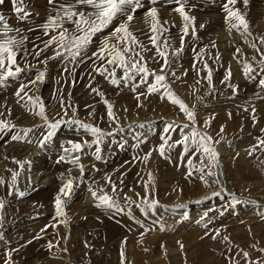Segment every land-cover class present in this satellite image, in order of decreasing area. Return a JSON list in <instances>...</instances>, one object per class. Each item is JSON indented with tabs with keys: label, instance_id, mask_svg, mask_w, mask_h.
<instances>
[{
	"label": "rangeland",
	"instance_id": "1",
	"mask_svg": "<svg viewBox=\"0 0 264 264\" xmlns=\"http://www.w3.org/2000/svg\"><path fill=\"white\" fill-rule=\"evenodd\" d=\"M226 2L185 0V15L194 18L186 21L174 10L178 5L173 0H158L155 5L142 0L144 7L129 25L139 45L146 49L142 54L147 66L157 71L160 64L156 61L163 60L150 37L157 36L161 46L167 38L171 53L180 47L188 25L183 51L178 56L169 54L176 77L168 76L166 83L188 110L195 112L198 131L219 141L213 144L219 156L218 166L211 168L212 176L207 175L208 168L203 174L190 169L188 156L181 158L182 146L165 147L164 155L160 154L165 138L172 143L189 131L179 127L166 131L169 124L180 126L189 121L163 89L137 99L131 84L117 87L91 71V60L77 64L74 73L65 75L60 60H49L45 66L31 54L27 58L23 52L18 54L20 66L27 71L0 87V264H8L9 253L12 264H264V145L249 154L259 140H264V89L258 84L264 74L258 70L260 54L251 46L264 52V0H247L246 6L244 0H237L234 8L244 15L247 32L232 27L238 23L235 20L226 22ZM4 3L0 4V16L13 29L8 36L17 40L26 37L24 48L29 53L33 45L43 47L42 42L48 39L43 25L55 15L56 8L48 0H22V4L21 0H10L9 7L2 9ZM62 3L65 0H57L56 6ZM18 5L27 18L15 12ZM150 7L157 10L155 21L146 15ZM110 30L111 26L99 37ZM5 38L0 36V40ZM96 50L94 42L88 54ZM51 54V49L44 53ZM204 61L212 70L211 86L207 72L201 71ZM245 62L257 69L252 79L244 75ZM229 69L231 77L226 79ZM39 71L46 73L44 82L26 91L33 98H42L47 122L34 114L38 108H33L27 96L21 99L15 95L19 85ZM121 75L118 70L117 78ZM149 81H153L151 76ZM89 84L103 95L93 92ZM146 87L142 85L137 91ZM61 92L65 103L72 105L68 115L60 106ZM105 101L112 105L114 120L108 117ZM61 119L98 125L104 132L102 143H90L79 153H65L63 149L71 147L69 141L91 142L95 138L77 125L63 123L52 140L40 147L42 138L51 131L48 124ZM2 125H7V130ZM72 128L77 139L58 133ZM61 156L65 160H60ZM74 156H79L78 162H72ZM85 159L92 163L96 182L87 183ZM53 160L61 168L50 175L42 166ZM80 165L84 167L82 179ZM193 165L200 167L199 158ZM13 172L18 173L15 181ZM52 177L63 182L58 194L68 180L73 181V194L70 199L62 197L66 204L64 215L59 217L55 215V198L44 203L35 199L41 191L55 186L50 182ZM108 177L122 188L116 198L125 207L123 213L106 212L96 207L98 201L86 199L92 197L90 188L98 191L104 187L110 193ZM146 184L157 205L141 211L136 205H142L140 197L145 195ZM76 190H80L79 195H75ZM125 195L132 204L123 202ZM233 200L241 203L232 208ZM205 213L207 217L202 219ZM216 230L220 235L213 239ZM224 236L229 240L224 241Z\"/></svg>",
	"mask_w": 264,
	"mask_h": 264
},
{
	"label": "snow or ice",
	"instance_id": "2",
	"mask_svg": "<svg viewBox=\"0 0 264 264\" xmlns=\"http://www.w3.org/2000/svg\"><path fill=\"white\" fill-rule=\"evenodd\" d=\"M5 0H0V4H3ZM49 4H52L56 8L54 16H50L48 20L44 23V35L48 39L44 40L43 47L40 45H33V50L31 53L24 48V44L27 40L26 37L21 36L19 40L14 37H9L8 33L13 31L9 24L4 20L3 16H0V25L3 26V31L0 32V36L7 37L3 40H0V87L6 86L7 81L10 79L16 80L19 79L22 74H24L27 69L22 68L18 62V54L23 52L25 58L29 54L33 55L34 58L41 64L47 66L49 60H60L64 65L63 74H69L75 72V66L77 64H84L87 61L91 60L93 63L91 65V71H94L97 75L109 79L110 83L114 86L119 87L121 84L129 85L131 84V90L136 93V98L139 99L140 96L150 95L153 93H159L161 89L164 90L166 94L174 105H178L180 110L184 113L188 124L177 126L174 123L167 126L166 131H175L178 127L180 129H189V131L184 134L180 139L169 143V138H165L164 142L159 148L160 154L163 156L165 152V147L172 148L176 146H182L183 156H188L186 161L190 169L199 171L202 174L205 172V169L208 168L207 175L212 176L213 172L211 168L218 166V152L213 147L214 143H219L218 140H214L210 134L203 133L197 129V119L196 114L193 111H189L186 105L177 98L171 91L169 85L166 83L168 76L173 78L176 77V73L171 69V61L169 60V54L172 56H178L183 51V46L185 43V37L188 35V25L184 27V35L181 37V44L179 48L173 49L169 53L168 49L171 47L168 43V39L165 38L162 41V46L157 43V36L150 37L153 47L156 49L158 56L163 60V63H160V60L156 62L160 64L159 70L150 69L147 64V60L142 54V51L146 50L142 45H139L138 39L130 32L129 25L134 20L136 13L144 7L142 0H65V3L59 4L57 7V0H48ZM174 3L178 5L174 10L179 12L180 15L186 20H194V18L186 16L184 12L185 0H173ZM237 0H227L224 5V10L228 13L226 17V22L231 23L232 20L237 21L238 23L231 24L232 27H236L237 30L243 28L247 32L248 24L245 21L244 15L239 12L238 9H235L234 6ZM152 5L158 3V0H150ZM245 6L247 5V0H244ZM22 4V0H21ZM232 5L233 7H229ZM15 12L21 14V18H27V13L22 6H16ZM146 15L151 17L153 21L158 19V13L155 7L147 8ZM111 30L106 36L99 37V34L103 33L106 29ZM19 32V29H15ZM153 33L157 32V25L153 23L152 25ZM193 36L195 35V28L193 27ZM250 34V33H249ZM99 37L98 41L97 38ZM94 42L97 43V50L93 51L91 55L88 54L89 46ZM261 44H264V40L261 41ZM259 54V67L258 70L260 73L264 74V52H261L260 48L256 45H251ZM138 48L140 50H138ZM49 49L52 50L51 55H44ZM239 52V49H237ZM43 56V59H41ZM219 57H216L218 59ZM99 61L100 63H97ZM71 70H70V67ZM195 67V64L193 65ZM120 70L122 75L117 78V71ZM201 71H206V79L211 86L212 84V70L209 68L206 61L203 62V69ZM257 71L254 69L251 64L245 62L243 67V72L246 78L252 79L253 74ZM186 75V73H185ZM46 73L45 71H39L35 77L29 80L27 83H21L15 92V95L21 99L24 96L28 97V100L32 103L34 109L38 108V111H35V115L40 116L47 122V116L45 114V104L41 97H35L28 95L26 89L31 88L32 85H35L37 82L43 83L45 80ZM153 78V81H149V77ZM139 77V80L136 78ZM231 77V70L227 72L226 79ZM90 79H94L89 74ZM135 81V83H132ZM75 83V78L73 80V85ZM259 86L264 89V78L258 80ZM142 85H147L146 89L137 91L141 88ZM93 92H96L98 95H103L99 92L98 89L93 88L91 84L87 85ZM59 91V90H58ZM23 94V96L21 95ZM71 96V93H69ZM107 114L110 120H114L115 117L112 111V105L107 104ZM60 106L64 109V114L68 115L67 109L71 108L72 105L66 104L63 99L62 92L60 93ZM255 111V110H253ZM255 119V117H253ZM63 123L74 124L79 128L83 129L85 133H88L91 137L95 139L89 142L87 139L82 140L81 142L69 141L71 145L70 148L65 147L63 151L68 154L79 153L84 151L85 148L91 144L99 145L102 143L104 138V132L98 125L85 124L79 120H57L54 123L48 124V127L51 129L41 140L40 147L51 141L54 137L56 130L61 127ZM208 125V122L205 121V126ZM2 127L7 130V125H2ZM223 132V127L220 130ZM264 131V130H262ZM19 139V137H17ZM264 145V140H259L258 144L253 147L251 152L255 150L256 147ZM99 148L97 147V152ZM100 159L99 156L96 157ZM199 158L200 167L196 168L193 165V160ZM205 158L207 159V164H205ZM60 160H65V156H61ZM57 161V163L60 162ZM79 156L72 157V162H78ZM23 168V165H20ZM80 173L82 179L84 175V167L80 165ZM191 174V171L189 172ZM18 173L13 172V181L16 180ZM106 183L110 185L111 192L105 190L104 187H100L99 190H94L90 188L92 197L98 201L96 204L97 208H103L106 212L117 214L125 212V207L121 205V200L117 199L119 192H122V188L118 186L111 180V177H108ZM123 184V180L120 181ZM132 191V189H129ZM11 194V193H10ZM73 194V181L68 180L64 186L60 189L59 194L55 197V215L63 216L64 207L66 204V199H70ZM23 195V193H19ZM139 197L140 194L136 193ZM218 195V194H217ZM142 205H136L137 208L144 211L145 209H154L157 205V201L150 198V193L148 191V185H145V195L140 197ZM122 200L125 204H132L133 201L131 198L126 195L122 197ZM241 203L240 201L233 200L230 202V206L235 208L237 204ZM252 203V202H248ZM3 207V203L0 202V208ZM223 213H221L222 215ZM264 216V213H261ZM207 213H205V217ZM220 235L219 230H216L215 236L212 238L215 239ZM224 241H228L227 236L222 237ZM31 241H29L30 243ZM51 247V245H50ZM183 245H181V248ZM123 257V253H121ZM244 257L248 258V253L243 254ZM8 264H12L11 253L8 254Z\"/></svg>",
	"mask_w": 264,
	"mask_h": 264
},
{
	"label": "bare ground",
	"instance_id": "3",
	"mask_svg": "<svg viewBox=\"0 0 264 264\" xmlns=\"http://www.w3.org/2000/svg\"><path fill=\"white\" fill-rule=\"evenodd\" d=\"M31 2V0H30ZM9 3H10V0H6V3H4V6H2V9H4L5 7H9ZM12 5V4H11ZM15 8V7H14ZM201 9V8H200ZM11 10V9H10ZM181 26V25H180ZM82 68V67H81ZM43 94L44 96H47L46 94V90L43 91ZM75 129V128H74ZM73 128H72V131H65L63 130L62 132H58L60 133L59 135H64L65 137H73L74 139H77V137L75 136L76 132ZM63 138V137H62ZM3 139V138H2ZM2 144V142H1ZM24 150V149H22ZM222 158V157H221ZM55 161H48L47 163H44L43 166H42V169H44V171L50 175L52 174H55V172L57 171H60V170H55V169H58V168H61L59 165H56V163H54ZM83 162L87 163V168H88V173L87 175H85V177H87V183L92 182V181H97L98 178L96 177V175L94 173H92L94 170L93 166H92V163H90V161H88L87 159H85ZM91 164V165H90ZM92 166V168H90ZM91 170V171H89ZM91 173V174H90ZM93 174V175H92ZM93 176V177H91ZM56 177V176H55ZM50 182L55 184V186L53 187H50V188H47L48 190H45V191H41L35 199H41L42 202H49V201H52L54 200V198L57 196L58 194V187L61 186V183L63 182H60L59 179H54V177H52L50 179ZM91 184V183H90ZM94 184V183H93ZM89 186V185H88ZM60 192V191H59ZM80 193V190H76V193L75 195H79ZM87 201H90V202H93V200H95L93 197H91L90 195L86 197ZM86 202V201H85ZM89 204V203H88ZM90 212V211H89ZM89 214V213H88ZM91 214V213H90ZM90 216V215H89Z\"/></svg>",
	"mask_w": 264,
	"mask_h": 264
}]
</instances>
